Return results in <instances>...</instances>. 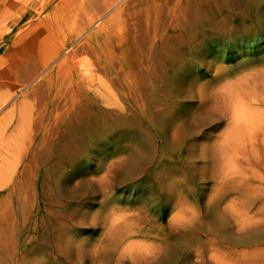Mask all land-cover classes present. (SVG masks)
<instances>
[{"label":"rangeland","instance_id":"374dc122","mask_svg":"<svg viewBox=\"0 0 264 264\" xmlns=\"http://www.w3.org/2000/svg\"><path fill=\"white\" fill-rule=\"evenodd\" d=\"M187 263L264 264V0H0V264Z\"/></svg>","mask_w":264,"mask_h":264},{"label":"bare ground","instance_id":"6f19581e","mask_svg":"<svg viewBox=\"0 0 264 264\" xmlns=\"http://www.w3.org/2000/svg\"><path fill=\"white\" fill-rule=\"evenodd\" d=\"M77 150H78V149H77ZM76 154H77V152H76ZM76 154H75V155H76ZM78 156H79V155H78ZM64 162H65V161H64ZM184 259H186V258H184ZM187 260H189V259L187 258ZM187 264H188V263H187Z\"/></svg>","mask_w":264,"mask_h":264}]
</instances>
